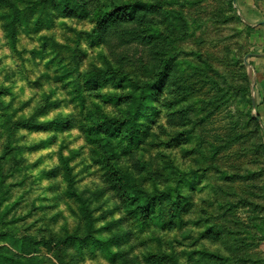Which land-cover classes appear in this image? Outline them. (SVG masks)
Segmentation results:
<instances>
[{"label":"rangeland","instance_id":"rangeland-1","mask_svg":"<svg viewBox=\"0 0 264 264\" xmlns=\"http://www.w3.org/2000/svg\"><path fill=\"white\" fill-rule=\"evenodd\" d=\"M11 1L24 15L14 50L0 3V247L16 252L7 236L15 234L39 242L31 254L42 264H150L144 257L160 251L176 253L178 264H207L185 252L229 255L202 233L217 222L236 229L219 222L218 204L247 203L235 212L252 243L235 264H264V156L258 133L238 127L249 96L264 125V0H235L236 7L233 0H139L154 4L141 22L107 27L97 25V10L137 0ZM248 53L258 55L244 63ZM89 70L95 83L85 79ZM146 83L155 96L149 115L137 118L139 140L123 132L111 144L90 142L87 109L95 103L122 120L129 93ZM180 87L193 88L191 95ZM111 95L122 99L105 101ZM28 117L47 126L13 124ZM113 163L146 192L173 187L176 200L145 218L130 214ZM67 172L76 196L66 192ZM187 199L192 206L181 220L172 205L179 201V210ZM83 202L101 247L83 240ZM160 216L175 227L164 229Z\"/></svg>","mask_w":264,"mask_h":264},{"label":"trees","instance_id":"trees-1","mask_svg":"<svg viewBox=\"0 0 264 264\" xmlns=\"http://www.w3.org/2000/svg\"><path fill=\"white\" fill-rule=\"evenodd\" d=\"M66 2V0H64ZM5 6V10L3 11L1 17L3 19V30L5 31L7 38L9 39V43L15 50L16 41H17V32L18 27L20 25L21 14L24 15V11L16 6V4L11 0H0ZM154 8V4L149 2L142 1H133V2H124L119 5H112L108 7V9H99L95 12V20L98 26L107 27L112 23H115L119 20H129L134 22H141L140 18L143 14H146L147 11H151ZM230 11L232 9L230 3ZM75 8H69L68 13L74 11ZM217 14V12H216ZM215 14V15H216ZM230 16L229 18H231ZM221 18V17H219ZM235 20H239V17L234 16ZM222 21H227V18L219 19ZM248 29H251V26H247ZM101 71V75H105L106 72L102 69H97ZM96 71L89 70L85 74V79L88 82H96ZM155 85L151 83H146L141 87L133 88L136 89L132 91L128 95V104L125 111V117L122 120L117 118H113L108 116L99 105L93 104L92 107L88 108L86 111L88 124L86 125L87 129V137L90 142L100 141L103 143L111 144V140L123 133L127 132L130 138L133 141H138L140 133L142 130L139 128L140 123L137 121V118L140 116H148L149 115V107H151L150 101L153 100L155 96L154 91ZM181 88V87H180ZM190 87H182L181 90L185 92L186 96L189 97L191 95ZM246 88V89H245ZM138 89V91H137ZM245 91H249V87H244ZM105 101H117L121 100V96H105ZM250 96L248 97V108L246 111V120L243 123L239 124L238 127L241 131L245 129H249L252 127L254 132L258 133L259 146L260 151L262 150L264 156V125L261 126L260 122L257 118L258 115L254 117L251 114L252 111V103ZM17 127H24L30 130H37L41 128H45L47 126L46 123H37L32 121L31 117H28L26 120H18L15 121ZM54 124H56L54 122ZM244 134V132H243ZM111 175L113 179L116 180L117 184L122 191V195L129 206V213L134 216H138L139 213L142 214V217L145 218L147 216L154 215V207L159 205L161 202L165 201L166 203L171 202L172 200V191L173 187H167L166 191H161L158 193H150L142 190L136 183L135 179L130 175V173L123 171L117 164L113 163L111 167ZM67 180V194L69 196H76L74 192L72 179L67 172L65 174ZM182 178H178L181 180ZM175 199V197L173 196ZM176 200V199H175ZM189 199L184 204H180L179 210H177L179 201L174 202L172 205V212L174 215H178V218L182 220V216L190 210L192 204ZM220 208H223L222 214L220 217L221 221L224 223V220H227L228 223H232L234 228L229 227H218L216 224L208 226L202 233V236L209 238L213 241H221L224 243L227 248V251L230 253L229 255H225L219 251H208L206 249H199L198 251L190 252L186 251L185 254L189 259L193 253L198 254V258L206 259L207 264H235L236 253L243 252L246 250L245 246L250 245L251 239H249L247 232H249L248 228L244 225L245 223L239 218L236 217L235 208L237 207H246L247 203L243 205L227 203L226 205L219 203ZM264 210V205L260 206ZM79 215L83 222L84 229V239L88 240V243L91 245L98 244L99 247L106 244L105 241L100 240L92 235L93 233V216L91 210L88 205L80 203L79 205ZM159 211H161L159 207ZM175 211V213H174ZM229 216L234 217L232 220L229 219ZM159 221H161V225H164V229H170L175 227L176 221L169 217L167 220L160 216ZM262 219V223H264V217H260ZM145 224L144 221L141 224ZM183 223V222H182ZM225 224V223H224ZM225 236H222V234ZM240 234V235H239ZM11 244H13L16 252L10 251L8 248L1 246L0 247V264H42L44 262V258L39 254H31L36 253V246L39 243L33 237L26 236H17L15 234H8ZM264 239V232H263ZM85 240V241H86ZM87 243V241H86ZM87 243V244H88ZM107 253L111 254L107 247H105ZM176 253H168L160 251L158 254H150L144 257L145 262L147 261L150 264H178L176 260ZM176 257V258H175ZM50 264H55L51 260H49ZM48 263V264H49Z\"/></svg>","mask_w":264,"mask_h":264},{"label":"water","instance_id":"water-1","mask_svg":"<svg viewBox=\"0 0 264 264\" xmlns=\"http://www.w3.org/2000/svg\"><path fill=\"white\" fill-rule=\"evenodd\" d=\"M232 3H233V5L236 7V2H235V0H233ZM248 25H250V24H248ZM250 55H255V53H248V54H246L245 57H244V63H247L246 58H247L248 56H250ZM254 106H255V103H254V101L252 100V107L254 108ZM253 116L256 117L255 115H253ZM256 118H257V117H256ZM257 119H258V121L260 122V125L263 126L262 123H261V121H260V119H259V118H257Z\"/></svg>","mask_w":264,"mask_h":264},{"label":"crops","instance_id":"crops-1","mask_svg":"<svg viewBox=\"0 0 264 264\" xmlns=\"http://www.w3.org/2000/svg\"><path fill=\"white\" fill-rule=\"evenodd\" d=\"M255 55H258V54L255 53Z\"/></svg>","mask_w":264,"mask_h":264}]
</instances>
